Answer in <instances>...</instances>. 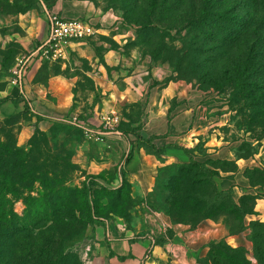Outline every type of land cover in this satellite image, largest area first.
<instances>
[{
    "label": "rangeland",
    "instance_id": "obj_1",
    "mask_svg": "<svg viewBox=\"0 0 264 264\" xmlns=\"http://www.w3.org/2000/svg\"><path fill=\"white\" fill-rule=\"evenodd\" d=\"M73 1L88 6L81 17L94 20L96 29L63 56L37 60L29 75L30 112L0 117V264H55L62 252L72 256L61 264H85L82 233L105 221L135 236L160 231L162 242L179 224L225 222L240 233L249 223L250 248L212 239L199 262L264 264V229L254 224L264 223L256 210L264 200V0H170L156 9L151 0H0L5 32L22 30L20 15L40 17L38 24L26 21V28L35 24V37L24 30L26 43L13 38L0 48L4 103L14 92L6 93L11 70L47 37L50 19L80 18L66 13ZM204 2L211 10L243 2L242 13L250 15L246 34L222 47L201 37L195 24L185 27ZM104 16L109 19L96 23ZM171 82L202 98L193 101V118L177 134L179 155L153 170L139 160L131 131L141 133L149 107ZM104 114L117 116L113 132L120 134L103 141L57 121L78 115L101 126ZM223 177L232 191L216 198L213 183L227 190L218 185Z\"/></svg>",
    "mask_w": 264,
    "mask_h": 264
},
{
    "label": "crops",
    "instance_id": "obj_2",
    "mask_svg": "<svg viewBox=\"0 0 264 264\" xmlns=\"http://www.w3.org/2000/svg\"><path fill=\"white\" fill-rule=\"evenodd\" d=\"M59 7H61V4ZM87 9L88 6L82 1H73L66 8V13L69 16L80 17V19L90 22L92 27L96 29L94 20L81 17L87 12ZM29 19L37 21V24L40 22V17L34 11L20 15L16 24L22 27L23 32L18 27L5 32L3 25L0 24V48H3L13 38L22 39L26 43L24 30L29 33L30 38L35 37L37 34L35 24L26 28V21ZM106 19L107 16L96 19V23H103ZM12 91L13 88L9 83L6 93L11 94ZM196 92L194 90L190 91L180 82L168 83L159 92V98L156 99V102L149 107V114L141 135L145 138L155 135H168L165 138L156 139L157 145L161 146L175 142L179 145L181 137L177 134L185 131L189 119L192 120L193 118V101L202 98L200 94L196 95ZM2 97L0 94V98ZM186 100L189 105H187ZM30 104L32 105L33 102H30ZM23 105V103H20L19 107H15L11 101L4 103L0 107V117L20 112L24 108ZM179 153V150H169L159 159L141 149L139 160H148L152 163L153 170H155L169 163L168 159L178 156ZM149 170H151V166L145 169L144 176ZM237 179L239 178L237 177ZM218 185L221 189H228L232 186V183L227 177H223ZM236 188L238 189V187ZM256 210L260 213L259 216L264 218L263 199L258 200ZM246 226L245 231L236 233L233 231L232 226L225 222H208L205 226L198 228H190L188 225L179 224L174 226L175 233L173 237L162 242L160 237L163 236L160 231L153 230L150 235L135 236L133 232L127 230L123 233L115 222L105 221L87 227L82 233V236H86L82 241L83 243L81 242L83 244L82 253L85 264H200L199 260L205 258L210 249V247L204 246V243L212 239H223L232 248H238L242 245H247L250 248L252 243L248 237L250 233L249 223Z\"/></svg>",
    "mask_w": 264,
    "mask_h": 264
},
{
    "label": "trees",
    "instance_id": "obj_3",
    "mask_svg": "<svg viewBox=\"0 0 264 264\" xmlns=\"http://www.w3.org/2000/svg\"><path fill=\"white\" fill-rule=\"evenodd\" d=\"M262 1L263 0H259V3H262ZM169 2L170 0H151L150 7L151 9H156V7H158L159 5H161V7H166ZM201 5L202 6L199 12V15L194 18H188V20H186V22L184 23L185 27H188L189 24H195L196 25L195 27L198 29V31L202 33L201 37L207 39L210 42H212L213 40H217L216 45H219L222 47H226L227 45H229L230 42H236L238 39L242 38V35L246 34L247 29L250 24L248 20L250 15H248V12L246 15L242 13V11H244V5H245L243 2H240V3L237 2L234 5V10L233 8H228L227 10L226 9L225 10H219V9L211 10L208 8L209 5L205 2L201 3ZM174 27L176 28L177 26L174 25ZM243 76H244V73L240 72L238 79H241ZM9 99L11 100V102L14 104L15 107H19L22 101L20 94L16 90L13 92V94H11ZM5 101L6 99L0 100V104H3ZM24 112H30V106L28 103L24 104L23 110H21L20 112L14 115H11V117L14 118L16 116L21 115ZM35 116H36L37 121L40 122L42 120V116L37 115V114H35ZM124 132L127 134L128 131L125 130ZM131 132L133 133L135 132L136 140H134L133 142L137 150L145 149L147 150L148 154L154 155L159 159H161L162 156L165 155L169 150H181L182 149L180 145L178 144L175 145L171 143L158 146L155 140L162 138L165 135L164 136L155 135V136H151L150 138H145L143 137V135H141V133H138L137 130L135 131L132 130ZM149 147L153 148L155 151L153 152L150 151ZM197 165L200 166V168L203 169L204 171L211 173L213 177L217 175L216 171L211 170L210 168H207L203 163L199 162V164ZM3 181L4 180L0 178V183H2ZM69 191H71V188ZM213 191L216 195V198H222L224 196L231 194L232 190L231 189L220 190L216 186V183H213ZM67 209L68 208H66V210ZM59 212H61V210H59ZM253 214H256V213H253ZM40 215H44V212L41 213ZM73 215L74 214L72 213L69 216L67 215L64 217L72 219ZM254 224L255 226H257V228L264 229V223L254 222ZM257 230L255 229V231ZM62 240L63 239L60 238L59 236L57 243L60 248H61ZM71 256L72 254H67L65 252H62L60 253V257L58 258V260H56L54 263L61 264L63 261L71 259ZM10 261L8 260L5 263L6 264H12V263L13 264H16V263L25 264L24 262H16L15 260H12L11 262Z\"/></svg>",
    "mask_w": 264,
    "mask_h": 264
},
{
    "label": "built area",
    "instance_id": "obj_4",
    "mask_svg": "<svg viewBox=\"0 0 264 264\" xmlns=\"http://www.w3.org/2000/svg\"><path fill=\"white\" fill-rule=\"evenodd\" d=\"M44 4L43 0H39ZM93 27L90 22L84 19L58 20L56 17L50 19L49 32L42 43L34 48L29 54L21 56L16 66L11 70L9 83L13 91H17L21 96V103L30 104L28 86L30 69L37 60L57 58L66 54L68 47L75 41L91 34ZM58 122L74 125L82 129L88 136L95 135L97 140L109 139L118 123L117 116L102 115L98 118L101 126L89 119L84 120L78 115L65 116L57 120ZM97 121V120H96ZM97 126V127H96Z\"/></svg>",
    "mask_w": 264,
    "mask_h": 264
}]
</instances>
